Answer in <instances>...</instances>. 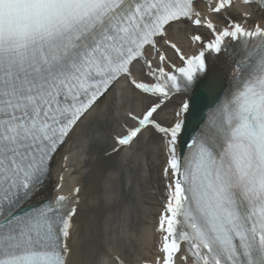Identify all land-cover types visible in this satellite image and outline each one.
<instances>
[{
	"label": "snow or ice",
	"instance_id": "6c2138e0",
	"mask_svg": "<svg viewBox=\"0 0 264 264\" xmlns=\"http://www.w3.org/2000/svg\"><path fill=\"white\" fill-rule=\"evenodd\" d=\"M229 41L224 89L202 77ZM117 85L148 104L106 155L148 136L144 152L163 156L152 264H264V0H0V264H76L91 243L80 188L30 201ZM174 95L188 99L161 123ZM197 97L207 111L186 140Z\"/></svg>",
	"mask_w": 264,
	"mask_h": 264
},
{
	"label": "bare ground",
	"instance_id": "6f19581e",
	"mask_svg": "<svg viewBox=\"0 0 264 264\" xmlns=\"http://www.w3.org/2000/svg\"><path fill=\"white\" fill-rule=\"evenodd\" d=\"M200 3L203 6V0ZM260 15L257 13V20ZM173 38L186 52L194 51L183 32L173 33ZM234 51L238 53L229 41V52L209 57L207 76L202 79L214 78L224 85L232 74ZM187 99L174 95L157 119L167 123L173 109ZM147 104L148 100L117 85L100 109L61 148L52 165L45 191L55 199L57 194L71 196L80 188V219L91 226V243L74 253L76 264H95L100 254L115 253H119L124 264H152L157 254L163 156L144 152V145L151 143L148 136L141 137L139 144L130 150L106 155L111 151L113 137L123 130L126 113L140 112ZM98 130L103 138L95 135ZM82 154L86 157H81Z\"/></svg>",
	"mask_w": 264,
	"mask_h": 264
},
{
	"label": "water",
	"instance_id": "95a60500",
	"mask_svg": "<svg viewBox=\"0 0 264 264\" xmlns=\"http://www.w3.org/2000/svg\"><path fill=\"white\" fill-rule=\"evenodd\" d=\"M195 103H196V112H195V114L193 116H191L189 118V123H188V126H187L186 130H185V139L189 136L190 132L192 131L191 123L192 122L199 123L201 111L206 110V108H203V106H202V104H201V102H200L198 97H197Z\"/></svg>",
	"mask_w": 264,
	"mask_h": 264
},
{
	"label": "rangeland",
	"instance_id": "374dc122",
	"mask_svg": "<svg viewBox=\"0 0 264 264\" xmlns=\"http://www.w3.org/2000/svg\"><path fill=\"white\" fill-rule=\"evenodd\" d=\"M115 92V91H114ZM118 113V112H117ZM95 135H97V138L100 136L101 138H103V134H102V131L101 130H98L95 132ZM87 139H89V135L87 136ZM87 139H85V143L83 144L84 146L87 144ZM108 139H110V137H108ZM84 150H85V147H84ZM80 151V149L78 150V152ZM77 152V154H78ZM95 153L92 154L93 158L95 157ZM81 157H86V155H81ZM77 159L76 157L73 159L72 163L74 164L76 162Z\"/></svg>",
	"mask_w": 264,
	"mask_h": 264
}]
</instances>
